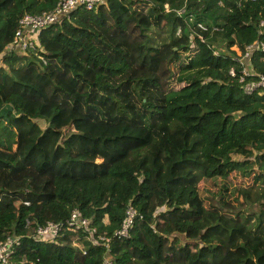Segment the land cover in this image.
<instances>
[{
	"label": "trees",
	"instance_id": "obj_1",
	"mask_svg": "<svg viewBox=\"0 0 264 264\" xmlns=\"http://www.w3.org/2000/svg\"><path fill=\"white\" fill-rule=\"evenodd\" d=\"M57 1L0 0V51L23 14ZM37 39L0 66L6 264H264V92L237 81L242 67L245 81L264 74V49L240 59L264 46V0H106ZM72 211L107 248L82 229L33 239Z\"/></svg>",
	"mask_w": 264,
	"mask_h": 264
},
{
	"label": "built area",
	"instance_id": "obj_2",
	"mask_svg": "<svg viewBox=\"0 0 264 264\" xmlns=\"http://www.w3.org/2000/svg\"><path fill=\"white\" fill-rule=\"evenodd\" d=\"M105 1L106 0H58L51 10L42 11L37 14H23L17 20V27L13 33L11 41L0 51V66L3 65L2 55L4 53L13 52L15 54L23 55L27 54L29 51L40 50L37 34L42 28L57 22L63 17H67L68 13L76 8L80 7L87 11L95 10L98 5L104 4ZM176 14L178 16L184 15V6L177 9ZM198 27L203 29L201 24H199ZM254 49L263 50L264 46L261 43L246 46L240 59L244 61ZM41 63L44 64L43 59H41ZM227 73L228 75L233 76V69L229 68ZM248 74L249 72L245 67L240 69L237 81L241 84V91L244 94H250L257 89L264 92V74H259L254 81H245V77ZM123 214L124 217L119 227L113 231V235L116 237L127 235L132 224L134 209L127 204ZM25 223H27V221H25ZM78 229L86 231L85 239L90 245H103V247L107 248L109 238L102 234L95 235V229L88 228V220L82 218L77 211H72L69 217L62 223L49 221L42 225H37L34 228L32 237L35 240L52 241L64 231L76 232ZM16 243L17 238L13 235L7 236L0 241V264L7 263L8 256ZM108 262L109 261L106 257L103 258V263L108 264Z\"/></svg>",
	"mask_w": 264,
	"mask_h": 264
},
{
	"label": "rangeland",
	"instance_id": "obj_3",
	"mask_svg": "<svg viewBox=\"0 0 264 264\" xmlns=\"http://www.w3.org/2000/svg\"><path fill=\"white\" fill-rule=\"evenodd\" d=\"M163 37H164L163 35H159V34H158V36H154L155 39H158V38L162 39ZM244 63H245V62H244ZM39 124L42 125V122L39 121ZM215 167H216V163L211 162V163L209 164V166H208V169H206V171H205V175H209L210 171H211L212 169H214ZM230 175H233V174H230ZM235 175H236V174H235ZM239 178H240L241 181H242V182L240 183V186H242V185H247V184H251V183H252V174H251L250 176H248V177H243V178L238 177V176H236V177L230 176V182H231V185H235V184H237V183L239 182ZM256 189H257V187H255V188L249 190V196H250V199H251V200H252L253 198H255V197L258 195V193H259V191L256 190ZM253 206H254V204H253ZM242 208H243V207H240V209H242ZM263 243H264V238H263Z\"/></svg>",
	"mask_w": 264,
	"mask_h": 264
},
{
	"label": "crops",
	"instance_id": "obj_4",
	"mask_svg": "<svg viewBox=\"0 0 264 264\" xmlns=\"http://www.w3.org/2000/svg\"><path fill=\"white\" fill-rule=\"evenodd\" d=\"M244 62H246V59H244ZM247 63V62H246Z\"/></svg>",
	"mask_w": 264,
	"mask_h": 264
}]
</instances>
